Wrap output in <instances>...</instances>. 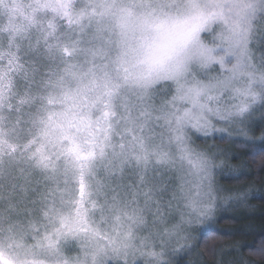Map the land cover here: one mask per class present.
I'll use <instances>...</instances> for the list:
<instances>
[{"label": "snow or ice", "instance_id": "obj_1", "mask_svg": "<svg viewBox=\"0 0 264 264\" xmlns=\"http://www.w3.org/2000/svg\"><path fill=\"white\" fill-rule=\"evenodd\" d=\"M256 110L264 0H0V264H168Z\"/></svg>", "mask_w": 264, "mask_h": 264}, {"label": "trees", "instance_id": "obj_2", "mask_svg": "<svg viewBox=\"0 0 264 264\" xmlns=\"http://www.w3.org/2000/svg\"><path fill=\"white\" fill-rule=\"evenodd\" d=\"M261 118L248 132L250 143L232 142L226 174L218 180L224 195L241 197L240 208H230L213 218L208 229L197 230L189 252L170 256L168 264H264V117ZM216 142L231 140L216 138Z\"/></svg>", "mask_w": 264, "mask_h": 264}, {"label": "rangeland", "instance_id": "obj_3", "mask_svg": "<svg viewBox=\"0 0 264 264\" xmlns=\"http://www.w3.org/2000/svg\"><path fill=\"white\" fill-rule=\"evenodd\" d=\"M261 117H264V113H262L259 110H256V114L254 118L251 121H246L245 123H242L238 126L232 127L229 129L228 132L223 133V134H216L214 137L210 138H201V140H197V145L199 148H204L206 145L202 140H206L207 146L211 148V152L209 153L210 155L213 156L214 164L216 165L212 169V187H213V211L212 213L207 216V217H201L199 219H194L193 223L190 225L189 228V236L190 238L187 241V244L192 247L193 241L195 239V233L197 230L200 228L203 229H208L210 227L211 220L216 218L219 214L225 213L226 211H229L230 208L234 207H239L240 208V198L241 197H234V196H229V195H224L223 188L219 185L218 180L226 174V160L228 157L231 155V152L233 148L232 147V142L234 140H237L239 143L240 141L242 142H247L250 143L251 140V129L256 125V122H259ZM262 119V118H261ZM219 126V125H218ZM250 131V133H248ZM230 139L231 142H216L214 144L215 139ZM226 141V140H225ZM226 144V145H224ZM229 144V145H228ZM231 144V145H230ZM221 145V146H219ZM224 145V146H222ZM231 146V147H230ZM231 157V156H230ZM234 157V156H232ZM232 159V158H231ZM229 172L231 173L232 170L229 168ZM228 172V173H229ZM174 246L176 248H180V244H176L175 242ZM185 248L179 252H174L172 248H169L168 253L165 257V259L169 263V257L173 256L176 254V256L188 253L189 250L191 249ZM169 258V259H168ZM173 259V258H171ZM172 261V260H171Z\"/></svg>", "mask_w": 264, "mask_h": 264}]
</instances>
